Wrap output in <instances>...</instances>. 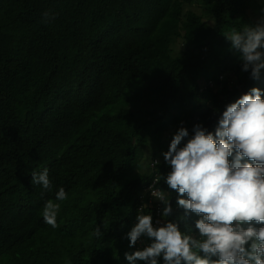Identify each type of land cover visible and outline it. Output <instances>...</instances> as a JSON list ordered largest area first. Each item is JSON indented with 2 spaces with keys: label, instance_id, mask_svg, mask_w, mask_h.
<instances>
[{
  "label": "trees",
  "instance_id": "trees-1",
  "mask_svg": "<svg viewBox=\"0 0 264 264\" xmlns=\"http://www.w3.org/2000/svg\"><path fill=\"white\" fill-rule=\"evenodd\" d=\"M250 3L0 0V264H129L125 253L151 243L127 238L142 207L196 234L198 216L181 219L164 183L162 140L181 122L190 136L197 123L214 131L227 104L264 91V70L250 79L225 37L257 22ZM45 168L51 190L31 183ZM154 173L170 217L143 206ZM48 200L60 204L56 228L43 220Z\"/></svg>",
  "mask_w": 264,
  "mask_h": 264
},
{
  "label": "clouds",
  "instance_id": "clouds-1",
  "mask_svg": "<svg viewBox=\"0 0 264 264\" xmlns=\"http://www.w3.org/2000/svg\"><path fill=\"white\" fill-rule=\"evenodd\" d=\"M261 11L264 13V9ZM49 16V12L43 13L44 22ZM225 37L230 50L239 54L241 70L250 73V79L259 81L264 70V16L255 24H245L241 31L233 29ZM262 97L264 91L253 87L227 104L214 131L197 123L190 136L181 122L168 151L162 153L171 169L164 183L177 193L176 204L183 209L181 219L191 214L198 216L196 234H190L192 229L182 232L176 222L161 223L158 211L153 218L144 214L142 207L130 218L125 230L130 247H140L145 237L151 243L142 250L125 253L129 264L136 261L159 264L160 257L164 264H264ZM157 156L150 164L152 169L160 163ZM31 177L32 184L51 190L47 168L39 173L33 170ZM157 181L154 173L148 189L151 194L143 206L159 208L162 204L161 216L170 217L173 213L170 199L156 185ZM66 199L67 193L61 187L56 200ZM59 209V203L48 200L42 210L44 222L53 228L57 227ZM95 235H102L99 226Z\"/></svg>",
  "mask_w": 264,
  "mask_h": 264
},
{
  "label": "rangeland",
  "instance_id": "rangeland-1",
  "mask_svg": "<svg viewBox=\"0 0 264 264\" xmlns=\"http://www.w3.org/2000/svg\"><path fill=\"white\" fill-rule=\"evenodd\" d=\"M193 9L197 12H199V7L195 4H193ZM261 9H264V0H251V3L248 5V11H246L247 15L250 16L252 14H254V17L255 19H252V20H255V21H258L261 19L262 16H264V13H262ZM248 18V19H249ZM249 23L251 24H254V21H250L249 19ZM245 24H248V21L247 19L244 21V25ZM175 49H174V53L178 52V44H175ZM217 87V86H216ZM219 87H217L216 89H218ZM175 116V114H172L170 117L168 116L169 119L173 118ZM178 130V128H176V131ZM171 140V139H170ZM170 140L168 139H163L162 140V150L165 151L167 149H169V146H170ZM160 156L158 155L157 158H159Z\"/></svg>",
  "mask_w": 264,
  "mask_h": 264
}]
</instances>
